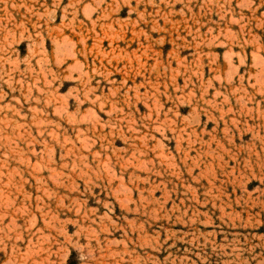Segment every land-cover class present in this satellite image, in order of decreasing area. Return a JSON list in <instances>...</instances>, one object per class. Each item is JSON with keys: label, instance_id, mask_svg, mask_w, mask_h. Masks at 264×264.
Segmentation results:
<instances>
[{"label": "rangeland", "instance_id": "obj_1", "mask_svg": "<svg viewBox=\"0 0 264 264\" xmlns=\"http://www.w3.org/2000/svg\"><path fill=\"white\" fill-rule=\"evenodd\" d=\"M0 264H264V0H0Z\"/></svg>", "mask_w": 264, "mask_h": 264}]
</instances>
